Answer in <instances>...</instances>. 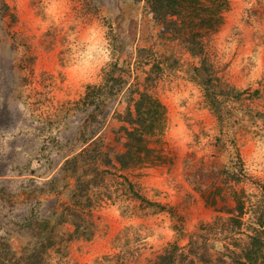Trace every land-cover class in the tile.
Instances as JSON below:
<instances>
[{
	"label": "rangeland",
	"instance_id": "1",
	"mask_svg": "<svg viewBox=\"0 0 264 264\" xmlns=\"http://www.w3.org/2000/svg\"><path fill=\"white\" fill-rule=\"evenodd\" d=\"M227 1L185 2L178 19L222 21L194 55L154 0H0V249L35 264H236L263 231L264 0Z\"/></svg>",
	"mask_w": 264,
	"mask_h": 264
},
{
	"label": "trees",
	"instance_id": "2",
	"mask_svg": "<svg viewBox=\"0 0 264 264\" xmlns=\"http://www.w3.org/2000/svg\"><path fill=\"white\" fill-rule=\"evenodd\" d=\"M186 1H190V0H154V5H152V11L155 14H162L161 16L165 17V18H174L176 17V19H171L168 20L166 22V26H171V30L173 32V34L180 38L181 41L185 42L188 45V50L190 51V53L194 54V55H199L203 52V42L201 40L202 35L201 33H197V32H204L206 34H211L214 33L215 30H217L220 26H221V19H219L217 22H213V21H206L204 23H195V22H190V21H186L185 19H178V17H181L182 14H184L185 11V2ZM197 4L196 6H191L188 7L191 11H199L198 9V2L200 0H194ZM208 3L210 5H212V7L209 8H205L204 11L206 13L210 12L212 9L217 10V13H223L228 9V1L227 0H207ZM200 34V35H198ZM200 38V39H198ZM203 86L206 87V89L208 88V82H204L203 81ZM150 99L149 96L142 93L140 95L139 100L137 101V103L135 104L136 109H135V115L138 117V123L136 124V128L133 129L132 132H128V135H134V137L139 136V140L141 141L142 136L137 133V131H139L138 127L146 120L145 119V113H143L141 111V108L143 106V104ZM154 103V102H153ZM163 113L158 109L155 112V115L153 118L157 119V120H161ZM128 151V150H127ZM129 154L128 152H125L121 155H118V161L122 162L121 160L127 155ZM238 203V213L241 215L243 214V205L244 203L242 202V200L238 199L237 201ZM88 214V213H87ZM240 215H238V217H240ZM262 218H264V214L261 215ZM238 217H229L230 222H236L238 219ZM78 219L83 220V217H79ZM263 220V219H262ZM84 224V228L80 229L79 224L74 223L75 225V230H74V234H76V236H88L89 234V228L90 227V222H85ZM259 227L263 230L260 233V236L258 237H252L251 238V244L249 245V247L246 249L245 252H242L241 254L237 255V258L234 260L236 262V264H264V236L262 237L261 235H264V221L261 222V225H259ZM43 235L46 237L47 240V244L45 246H43V250H46L48 247L52 246L53 243V238H57L56 235V228L54 225H52L48 220H44L42 222H40L37 226V233L36 236H39L40 238L43 237ZM15 253L13 251H11V249L8 246H4L2 249H0V264H22L24 262V264H35L33 257H35V255H31L29 257H15ZM233 255V253H232ZM174 260L173 255L166 253L163 255H160L157 257L156 259V264H164V263H168V264H172ZM22 262V263H21Z\"/></svg>",
	"mask_w": 264,
	"mask_h": 264
}]
</instances>
